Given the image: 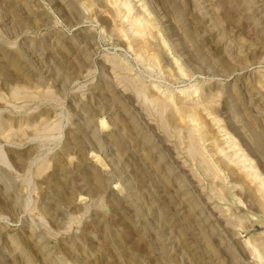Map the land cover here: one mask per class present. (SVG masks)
<instances>
[{"label": "rangeland", "instance_id": "374dc122", "mask_svg": "<svg viewBox=\"0 0 264 264\" xmlns=\"http://www.w3.org/2000/svg\"><path fill=\"white\" fill-rule=\"evenodd\" d=\"M0 264H264V0H0Z\"/></svg>", "mask_w": 264, "mask_h": 264}]
</instances>
